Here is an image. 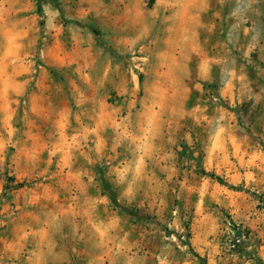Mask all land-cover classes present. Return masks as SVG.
Here are the masks:
<instances>
[{"label": "rangeland", "instance_id": "374dc122", "mask_svg": "<svg viewBox=\"0 0 264 264\" xmlns=\"http://www.w3.org/2000/svg\"><path fill=\"white\" fill-rule=\"evenodd\" d=\"M125 1L0 16V264H264V0L200 1L211 80Z\"/></svg>", "mask_w": 264, "mask_h": 264}, {"label": "crops", "instance_id": "0c3cea01", "mask_svg": "<svg viewBox=\"0 0 264 264\" xmlns=\"http://www.w3.org/2000/svg\"><path fill=\"white\" fill-rule=\"evenodd\" d=\"M177 1V7L173 6V0H156L155 4L152 5V8L149 9L150 11L154 9V11H157L159 9V6H164L165 9H162L163 13L160 12L157 14L156 22H151L150 20L147 21L145 17L152 16V12L145 11V8L149 6L148 0H142L140 6H135L133 0H132V9L137 10L141 13L142 20L139 21L141 24L140 29L136 28L138 32H166V43H171V41H176L177 46L181 48V50L184 53H187V55H194L198 54L199 56H203L204 58L200 57L198 61L197 66V73L198 78L203 80H211L215 74V66L216 60L215 58H211V55H205L202 48L205 47V45H210L212 42V38L214 36V25L210 23H204L201 22L202 15L204 16V11L202 12V7L200 6L201 0H176ZM120 3V7L123 5L125 9L128 8L130 3H126L125 0H118ZM12 3H15L14 7L12 8ZM18 3V5H16ZM28 11V9H27ZM25 0H0V16H9V15H16V16H22L25 17ZM205 12L209 13L210 11L206 10ZM211 13V12H210ZM209 13V14H210ZM186 17H189L190 19H186ZM32 18H35V15L32 16ZM175 18V21H174ZM26 19V18H25ZM163 20L161 23L159 21ZM4 20V19H2ZM29 20V17L27 18ZM3 22H6L5 20ZM22 23L24 21L22 20ZM4 25V24H3ZM3 27V26H2ZM0 27V29L2 28ZM147 36V35H145ZM149 36V35H148ZM148 38V37H145ZM143 38V39H145ZM142 37L138 36L137 38H132V44L134 43L135 46L139 45L141 42ZM145 48H147V45H144ZM202 53V55H201ZM126 171H122L123 173ZM119 181V180H118ZM122 190H125V193H128L130 190V187H128V184L122 188ZM125 196V195H124ZM126 200L128 197H126ZM101 205H98L100 209H102V212H109V214L106 217H103L104 215H101V218L103 220L108 221V225H111L113 229L118 225V222L122 219V216L120 215L119 210H115V205L113 204L114 208L109 204L108 198L106 196H102V199L100 200ZM82 254V252L80 253ZM74 256H78L74 255ZM57 258V257H55ZM69 259L66 258L63 263L69 264ZM58 262V260H57ZM56 264V261L54 262Z\"/></svg>", "mask_w": 264, "mask_h": 264}, {"label": "trees", "instance_id": "16d2710c", "mask_svg": "<svg viewBox=\"0 0 264 264\" xmlns=\"http://www.w3.org/2000/svg\"><path fill=\"white\" fill-rule=\"evenodd\" d=\"M202 173H204V175L210 177L211 179L213 180H217L220 184L222 185H226L228 187H230L231 189H234V190H239L237 187H234V186H231L229 185L225 179L217 176L216 174L214 173H207L205 170L202 169ZM102 177V182H103V186H104V189L108 192V197L111 199L112 203L115 205V207H119L120 206V203L118 201V196L117 194L112 190V187L110 185V183L105 179L104 175H101ZM20 187H23V185H19ZM124 212L128 215V216H139L140 214L136 211H132V209H127V208H124Z\"/></svg>", "mask_w": 264, "mask_h": 264}, {"label": "built area", "instance_id": "2783aa9c", "mask_svg": "<svg viewBox=\"0 0 264 264\" xmlns=\"http://www.w3.org/2000/svg\"><path fill=\"white\" fill-rule=\"evenodd\" d=\"M240 242V240L239 239H236L235 241H234V243H233V247L235 248L236 247V245L238 244Z\"/></svg>", "mask_w": 264, "mask_h": 264}]
</instances>
